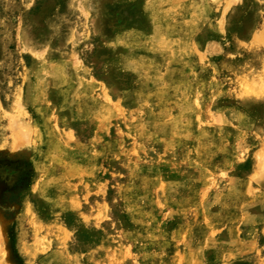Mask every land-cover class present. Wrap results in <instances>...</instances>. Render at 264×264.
Here are the masks:
<instances>
[{
	"label": "rangeland",
	"instance_id": "rangeland-1",
	"mask_svg": "<svg viewBox=\"0 0 264 264\" xmlns=\"http://www.w3.org/2000/svg\"><path fill=\"white\" fill-rule=\"evenodd\" d=\"M0 264H264V0H0Z\"/></svg>",
	"mask_w": 264,
	"mask_h": 264
},
{
	"label": "bare ground",
	"instance_id": "bare-ground-1",
	"mask_svg": "<svg viewBox=\"0 0 264 264\" xmlns=\"http://www.w3.org/2000/svg\"><path fill=\"white\" fill-rule=\"evenodd\" d=\"M256 37H258V36H256ZM262 37V36H261ZM258 39V38H257ZM258 40H260V39H258ZM255 41H256V38H255ZM256 42H258V41H256Z\"/></svg>",
	"mask_w": 264,
	"mask_h": 264
}]
</instances>
